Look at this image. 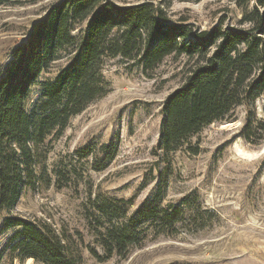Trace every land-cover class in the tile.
Returning a JSON list of instances; mask_svg holds the SVG:
<instances>
[{"label": "trees", "instance_id": "obj_1", "mask_svg": "<svg viewBox=\"0 0 264 264\" xmlns=\"http://www.w3.org/2000/svg\"><path fill=\"white\" fill-rule=\"evenodd\" d=\"M18 1L0 0V6ZM201 1L135 0L126 6L112 0H63L34 23L0 72V211H13L25 190L45 182L39 169L52 145L72 118L109 94L105 60L134 62L145 72L171 57L195 61L186 82L162 107L165 117L158 149L167 159L205 128L234 123L238 108L264 98V0H234L242 9L254 5L243 16L242 24L250 25L246 31L220 25L195 33L189 25L169 20L173 3ZM62 53H69L68 64L55 79L40 82ZM246 122V142H264V118ZM119 144L117 136L109 144L90 143L76 149L73 155L78 161L91 159L93 170L103 172L116 160ZM68 173L59 169L58 181L67 179ZM168 177V172L159 173L153 195L132 216L135 197L97 194L90 201L89 220L104 254L91 249L94 258L105 263L126 256L151 235H175L182 226L195 231L208 226L214 214L203 211L196 198L165 204ZM8 232L12 233L0 260L9 254L22 263L82 264L69 240L47 222L8 216L0 234Z\"/></svg>", "mask_w": 264, "mask_h": 264}, {"label": "rangeland", "instance_id": "obj_2", "mask_svg": "<svg viewBox=\"0 0 264 264\" xmlns=\"http://www.w3.org/2000/svg\"><path fill=\"white\" fill-rule=\"evenodd\" d=\"M61 1L21 0L0 6V72L11 62L14 48L26 41L34 23ZM112 1L126 6L136 3ZM253 6L242 9L234 0L175 2L168 18L171 23L189 25L195 33L220 25L246 31L250 25L242 24L243 16ZM85 26L74 34L79 35ZM68 54L62 53L40 82L55 79L68 64ZM195 65L185 57H171L156 70L145 72L134 62L105 60L109 94L72 118L39 169L45 182L25 190L13 211H0V228L8 216L47 222L69 240L82 264H264V142L251 144L243 136L247 119L263 120L264 98L238 108L234 123L205 128L169 159L158 149L163 104L186 82ZM117 136V158L103 172L93 170L91 159L78 161L73 155L76 149L90 143L109 144ZM59 169L70 172L61 182ZM162 171L169 174L165 204L196 198L203 211L214 214L208 226L202 231L182 226L175 235H151L126 256H114L105 263L94 258L91 249L104 254L89 220L90 201L97 194L135 197L129 211L132 216L153 195ZM11 233L0 234V251ZM0 264L38 263H22L6 254Z\"/></svg>", "mask_w": 264, "mask_h": 264}, {"label": "bare ground", "instance_id": "obj_3", "mask_svg": "<svg viewBox=\"0 0 264 264\" xmlns=\"http://www.w3.org/2000/svg\"><path fill=\"white\" fill-rule=\"evenodd\" d=\"M32 260H29V262H31Z\"/></svg>", "mask_w": 264, "mask_h": 264}]
</instances>
